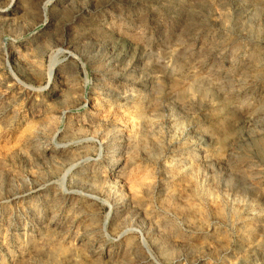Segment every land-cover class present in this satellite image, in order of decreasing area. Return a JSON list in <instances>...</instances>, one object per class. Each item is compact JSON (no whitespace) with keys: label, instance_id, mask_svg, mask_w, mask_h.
<instances>
[{"label":"rangeland","instance_id":"obj_1","mask_svg":"<svg viewBox=\"0 0 264 264\" xmlns=\"http://www.w3.org/2000/svg\"><path fill=\"white\" fill-rule=\"evenodd\" d=\"M0 264H264V0H0Z\"/></svg>","mask_w":264,"mask_h":264},{"label":"bare ground","instance_id":"obj_2","mask_svg":"<svg viewBox=\"0 0 264 264\" xmlns=\"http://www.w3.org/2000/svg\"><path fill=\"white\" fill-rule=\"evenodd\" d=\"M53 59H54V58H53ZM53 66H54V64H51L50 67H49V73H48L49 78H50V76H51ZM49 78H48V79H49Z\"/></svg>","mask_w":264,"mask_h":264}]
</instances>
